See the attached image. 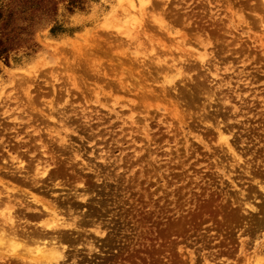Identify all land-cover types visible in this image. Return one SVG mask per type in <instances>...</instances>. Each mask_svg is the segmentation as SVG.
I'll use <instances>...</instances> for the list:
<instances>
[{
    "label": "rangeland",
    "instance_id": "374dc122",
    "mask_svg": "<svg viewBox=\"0 0 264 264\" xmlns=\"http://www.w3.org/2000/svg\"><path fill=\"white\" fill-rule=\"evenodd\" d=\"M67 6L0 59L18 253L47 233L61 264H264V0Z\"/></svg>",
    "mask_w": 264,
    "mask_h": 264
},
{
    "label": "trees",
    "instance_id": "16d2710c",
    "mask_svg": "<svg viewBox=\"0 0 264 264\" xmlns=\"http://www.w3.org/2000/svg\"><path fill=\"white\" fill-rule=\"evenodd\" d=\"M62 0H9L0 5V59L8 60V55L24 46L32 47L35 32L46 21L52 22ZM68 10H83L86 0H67ZM55 25L52 32L62 31Z\"/></svg>",
    "mask_w": 264,
    "mask_h": 264
},
{
    "label": "bare ground",
    "instance_id": "6f19581e",
    "mask_svg": "<svg viewBox=\"0 0 264 264\" xmlns=\"http://www.w3.org/2000/svg\"><path fill=\"white\" fill-rule=\"evenodd\" d=\"M6 196H7V199H6V197H5V199L7 202L3 201V204L5 203L4 204L5 205V211H4L3 216H2L4 218L3 225H0L2 227V228L0 227L1 228L0 229V232H1L0 235H2L3 239L5 238L6 240L9 241L8 242L9 244H7V245L10 248L7 250L4 249L5 251L4 250L0 251V259H3V258L8 259L11 257L18 258L24 264L25 263H28V264H61V261H64L65 259H67L66 258L67 253L65 251L66 244L63 242L59 243V240L57 239L58 235H54V236L51 235L53 237L52 239L48 238L49 236L46 235L47 233L41 234V235H43L42 239L41 238L33 239L36 242H38V241L40 243L42 242L43 245L37 244V245H35L36 248L34 247L33 250L30 249V247H28L27 250H25L26 253L29 254L28 257H26V255L25 256L21 255L22 252L21 251L19 252L18 249L21 246L23 247V249H26V247H24L23 244H21L20 241H19L20 242L19 243L16 239L20 238L21 233L19 231L23 228L20 229V227L17 226V222H16L17 219L15 218L17 215L14 214V212H16L15 211V204H11V199H12L11 198L12 197L11 190L8 191V194ZM0 199H1V197H0ZM33 201H34V203H41L44 206V209L46 210V212L43 211L44 213L40 212L42 209L41 208L40 211H38V214H36L37 216L42 218V220H40L39 224H42L43 227H45L46 229L48 228V229L53 230V231L55 229H60L62 226H66L64 224L65 221H60L61 218H59V214L56 212L57 209L55 208L54 205H52V204L48 205L47 203H42L40 201V199H36V197ZM18 202L22 206H28V205L24 204V201H22V199H19ZM4 205H2V206H4ZM27 209L30 210L32 208H30V206H29ZM35 210H37V209L34 208V212H35ZM6 226H8L10 232L7 231V229L5 228ZM5 236H7V237H5ZM19 240H21V239H19ZM18 252L21 254H19ZM32 253L33 254L35 253V255H32Z\"/></svg>",
    "mask_w": 264,
    "mask_h": 264
}]
</instances>
